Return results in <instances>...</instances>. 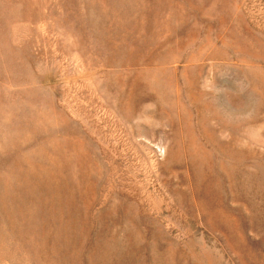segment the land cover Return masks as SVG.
Here are the masks:
<instances>
[{"label": "rangeland", "instance_id": "1", "mask_svg": "<svg viewBox=\"0 0 264 264\" xmlns=\"http://www.w3.org/2000/svg\"><path fill=\"white\" fill-rule=\"evenodd\" d=\"M242 77L264 0H0V264H264Z\"/></svg>", "mask_w": 264, "mask_h": 264}, {"label": "clouds", "instance_id": "2", "mask_svg": "<svg viewBox=\"0 0 264 264\" xmlns=\"http://www.w3.org/2000/svg\"><path fill=\"white\" fill-rule=\"evenodd\" d=\"M207 91L215 94L218 90L212 83ZM230 91L235 103L229 101L224 106L216 107L213 111L217 120L226 127L239 128L249 139L256 140L259 133L254 121L264 113V96L254 90L246 77L234 81V88ZM208 100L214 103L210 97Z\"/></svg>", "mask_w": 264, "mask_h": 264}]
</instances>
